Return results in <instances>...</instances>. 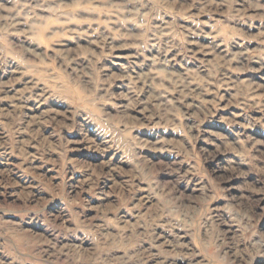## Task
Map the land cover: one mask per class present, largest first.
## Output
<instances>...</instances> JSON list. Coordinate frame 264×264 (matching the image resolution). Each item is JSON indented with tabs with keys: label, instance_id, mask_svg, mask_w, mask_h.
I'll use <instances>...</instances> for the list:
<instances>
[{
	"label": "clouds",
	"instance_id": "9594fccd",
	"mask_svg": "<svg viewBox=\"0 0 264 264\" xmlns=\"http://www.w3.org/2000/svg\"><path fill=\"white\" fill-rule=\"evenodd\" d=\"M0 264H264V0H0Z\"/></svg>",
	"mask_w": 264,
	"mask_h": 264
}]
</instances>
